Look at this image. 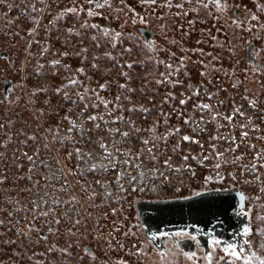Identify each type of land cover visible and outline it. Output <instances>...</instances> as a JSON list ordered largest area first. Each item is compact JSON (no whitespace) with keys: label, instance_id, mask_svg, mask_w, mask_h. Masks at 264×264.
I'll list each match as a JSON object with an SVG mask.
<instances>
[{"label":"snow or ice","instance_id":"snow-or-ice-1","mask_svg":"<svg viewBox=\"0 0 264 264\" xmlns=\"http://www.w3.org/2000/svg\"><path fill=\"white\" fill-rule=\"evenodd\" d=\"M21 17L30 24L23 36L13 30ZM169 18L189 31L170 36ZM207 19L212 26L186 47L184 37ZM0 25V79L19 78L0 92V264H147L145 242L161 237L173 246L156 248L153 264H172L170 254L188 264H264V0H0ZM217 74L231 82L227 103ZM198 168L200 188L183 199L234 192V215L246 221L240 243L209 234L198 255L180 246L199 244L189 231H201L196 225L142 241L127 216L111 219L148 180L160 182L153 191L179 192Z\"/></svg>","mask_w":264,"mask_h":264},{"label":"water","instance_id":"water-1","mask_svg":"<svg viewBox=\"0 0 264 264\" xmlns=\"http://www.w3.org/2000/svg\"><path fill=\"white\" fill-rule=\"evenodd\" d=\"M12 81L4 82L3 90L9 88ZM235 193L203 195L192 199L174 197L167 199H138L135 202L137 215L145 237L157 236L162 232H175L196 225L201 231L189 229L198 236L199 244L184 239L181 248L184 251L208 249L209 234L229 243H240V232L246 221L234 215ZM222 222V223H221Z\"/></svg>","mask_w":264,"mask_h":264},{"label":"rangeland","instance_id":"rangeland-1","mask_svg":"<svg viewBox=\"0 0 264 264\" xmlns=\"http://www.w3.org/2000/svg\"><path fill=\"white\" fill-rule=\"evenodd\" d=\"M15 2L17 4H21V6H23V0H15ZM129 2L130 3H134V0H129ZM244 2L247 3L248 0H244ZM5 11H6V9H5ZM9 15H11L12 17H18V16H20V13L18 11H16V10H13V12H11ZM97 22H99L101 24L108 23L107 21H104V20H99ZM213 23L214 22L211 19L205 20L204 23L197 22L195 24L194 28L192 29L191 36H185L184 37L185 46L188 47V48H195L197 46L196 43H195L196 40L203 38V37L200 36L199 33L202 30H205V29L211 27ZM17 26H14L13 30L14 31H20L21 35L23 36L24 35V30L27 29L28 27H30V24L23 17H21V19L17 20ZM111 26L114 27V28H118L119 24L116 21H112L111 22ZM180 26H182L186 32L189 31V26L187 25V23L185 21L176 20V27H175L173 33H170V36L175 35V38L179 39L180 38V33H179L178 29H179ZM126 30L131 31L132 29L129 28V29H126ZM53 43L55 44V46L57 48L59 47V42H57L55 40V37H53ZM161 43L163 44V41H161ZM23 44H24V40L19 37V42L16 44V49H17L16 54L19 55L21 58H23V56H24ZM201 47H205L206 50L208 48L207 44L201 45ZM172 51H176L177 55H180V52L178 51V49L176 47H172ZM221 54L224 55V56H227V53H221ZM161 55H164V54L162 53ZM196 59H197V56L193 55L192 56V60L195 61ZM67 62L73 64V66H77L79 64V61L76 60V59H72V60H69ZM224 67H230L229 62H228L227 59H225V61H224ZM150 68H151V66H149V69ZM136 72L139 73V75L141 77H143L145 75V70L142 67H137L136 68ZM189 72L192 75V81H191L192 83H197L198 81H200L202 79L198 75V65H196L195 63H190L189 64ZM7 78L12 80V82H13L12 85H14L16 83V81L19 79L18 77L15 76L14 73L12 75H9ZM35 79L36 78H34L32 80H29L28 84L30 86L33 85L35 83ZM94 79H100L99 74H96L94 76ZM221 80L223 81L222 87L227 88L228 91L227 92H221L220 93V97L222 99H225V101L227 103L228 102V100H227L228 95H229V93H233V89L231 88V82L228 80V78L227 77H223V76H221L219 74H217V79L214 80V83L219 84V82ZM49 81L51 82L52 85H57V84L60 83V81L58 79H55V78H53L51 76L49 77ZM101 82H103V81L101 80ZM133 86L134 87H139L140 84H139V82H136ZM149 87L150 88H155L156 86L154 84H149ZM180 90L182 91L183 89H180ZM213 90H215V89H213ZM0 92H2V79H0ZM140 98H141L140 94L137 93V95H136V97L134 99H140ZM238 100H239V97H237V101ZM58 102H59V98L56 97V96H53L52 97V101H51L52 105L55 106V105L58 104ZM145 103H147L146 100H145ZM157 103H159V98H157ZM164 110L167 111L168 107L165 106ZM17 111H19L21 113L22 117L25 120H28V122L30 124H32L33 127L35 126V123L30 119V114L23 110V106H21V108L17 109ZM62 115H63V112H61V116ZM59 119H60V117L56 116L55 114H53L51 116V122L53 124L56 123V121H58ZM172 122L173 123L176 122L174 118H173ZM194 151H195V149H194ZM193 165L195 166V162H193ZM197 172H198V178L197 179L188 180L187 175H185L184 182L187 185V187L181 188V190L179 192H176L174 187H170L167 184H164L163 186H158L156 188V190L153 191V190H151V187L159 185L160 182L159 181L153 182L152 180H148L146 183L150 187H146L143 192L135 194L131 198L133 203L130 206H129L128 203H124V205H123L124 211L123 212H121L120 208L117 207L116 204H113V207H117V211H118V213H120V216H119V219H117V217H111V219L117 220V223H119L121 220H123L124 216H127L128 220L125 221V223L127 225H129V226L136 225L137 228L135 230L139 232L140 239L142 241H145L143 230H142V227L140 225L139 218H138V215H137L135 202L138 199H148V200L149 199H162L163 200V199H167V198H174V197L177 198V197L191 196L193 190H196V189L200 188L201 181L199 179V176L204 174L205 170L198 168ZM20 183L24 184L26 182L21 181ZM174 183H178V181H174ZM242 190L252 191V189H242ZM253 226L255 227V225H253ZM105 231H107V229H105ZM45 234H47V233H45ZM117 235H119V234H117ZM120 239L124 240L125 238L123 236H120ZM49 240H52V237L50 235H49ZM89 240H91V238H89ZM53 242H55V241H53ZM131 242L132 241H130V240L128 241L129 244ZM145 247L151 249L152 250V254H153L152 255V259L148 260L147 264H153V260L156 259L155 252L146 242H145ZM122 254L123 253H121V255ZM169 260L172 261V264H188V262L183 259L182 255L177 256L175 260H173L172 255H169Z\"/></svg>","mask_w":264,"mask_h":264},{"label":"flooded vegetation","instance_id":"flooded-vegetation-1","mask_svg":"<svg viewBox=\"0 0 264 264\" xmlns=\"http://www.w3.org/2000/svg\"><path fill=\"white\" fill-rule=\"evenodd\" d=\"M5 19H7V17L5 18ZM167 23L170 25V26H172L173 27V30L175 29V27H176V21H173L171 18H169V20L167 21ZM0 26H2V25H0ZM159 32H157V36L155 37V38H158L159 37ZM170 35V34H169ZM16 41H18L19 42V37H15L14 38ZM2 40H4V37H2V36H0V41H2ZM7 80H11V79H9V78H7ZM12 81V80H11ZM12 84H13V82H12ZM3 85H4V81L2 80V91H3ZM143 230V229H142ZM143 234H144V232H143ZM159 236V235H158ZM144 238H145V235H144ZM186 239V238H185ZM184 240V239H183ZM182 240V241H183ZM181 241V242H182ZM195 244L197 245V243L195 242ZM153 250H154V252H155V250H156V248H165V249H171L172 248V246H173V243H172V240H171V238H163V237H161V238H159V239H157V241L155 242V246H153V245H151V244H148ZM181 246V245H180ZM177 251H179V249L177 250ZM196 252H197V254L198 255H201V250L198 248V247H196ZM171 255V254H170Z\"/></svg>","mask_w":264,"mask_h":264}]
</instances>
